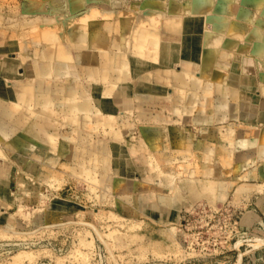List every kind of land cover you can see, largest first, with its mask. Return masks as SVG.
Returning <instances> with one entry per match:
<instances>
[{"label": "bare ground", "instance_id": "obj_1", "mask_svg": "<svg viewBox=\"0 0 264 264\" xmlns=\"http://www.w3.org/2000/svg\"><path fill=\"white\" fill-rule=\"evenodd\" d=\"M63 1V3H59L60 0L48 1L50 12L45 13L46 9H43L35 18L25 22L21 20L23 23L19 21L11 24L16 29L22 25L28 29L38 28L36 31L40 43L32 50L29 47L32 43L31 38L29 43L22 41L14 63L11 65L1 63L8 69L18 65L24 67L26 71L25 75L15 74L13 80L0 77V143L11 152L18 153L19 163L24 167L33 170L34 164L28 159L32 156L42 165L53 166V170L48 173L43 172V167L39 169V174L45 179H62L64 169L77 170L74 167L55 164V160L47 154L53 151L69 157L70 161L78 164L86 178L91 176V173H94L93 168L98 167V165L93 166V163L100 154L110 155L111 145L109 142L104 143L95 151L97 154H90L89 157H84L81 152L65 150L60 143L54 142L59 128L64 124L60 123L59 126V123H53L51 114L55 112L63 116L68 123L73 122L72 127L80 134L90 135L97 133V128L100 126L107 129L116 125L118 117H114L115 112L119 107L126 108L129 102L126 87L122 84L130 76L128 69L130 63L127 53L121 59L120 54L112 53L113 49H120L119 44L126 42L139 50L147 43L148 51L140 52L141 55L137 53L132 55L153 61L161 50L162 30L167 29L174 34H180L183 15L188 14L202 16L205 20V31L203 36L201 34L203 51L199 63L185 61L180 62L179 68L157 67L137 75L138 95H134L139 110L137 118L148 123L143 126V133L147 135L144 137L149 149L157 151L169 146L167 144L163 147L159 146L162 130L151 124L156 119L151 117V111L142 108V105L148 103H158L163 111L167 110L171 114L180 110L185 114L181 120L192 121L195 126L199 122L208 121L221 124L231 121L232 118H238V121L247 124L255 117L257 125L264 122V113L255 114L262 107L261 104L255 103L256 100L249 97V92L257 88L264 94V0H168L165 4L154 0H141V7H137L142 10L139 19L137 16L123 13L115 23L101 22V20L107 21L111 11L101 13V8L91 5L98 0ZM106 1L114 5L118 0ZM59 12L64 13L62 16L64 19L60 20ZM164 13L166 15H163ZM1 22H4L3 18L0 19V24ZM67 24L70 27L64 35L65 41L62 42L59 33L61 31L58 32L56 27L65 29ZM96 73H98L97 79ZM81 77H89L94 82L91 85H84L80 81ZM98 79L107 83L102 87L98 85ZM147 80L158 83L157 94L154 93L153 87L150 88V85L146 84ZM213 94L214 97L211 98ZM97 96L106 100L99 101ZM163 101L166 104H162ZM93 102L99 111L95 116L97 124H91L90 121L93 122L94 119H89V115L94 111L91 107ZM110 106H114L116 110L114 111ZM43 107H53V111L49 114L42 113L38 109ZM209 107H213L212 116L207 114ZM220 108L226 109L227 112L219 114ZM193 109L196 117L191 115ZM101 110L113 112V115L101 120L98 117ZM79 112L87 115L80 117ZM158 118L161 121L169 120L163 112L159 113ZM120 120L122 123L119 122V126L122 125L124 129L130 127L127 119ZM221 127L214 128V133L200 128L198 134L203 140L197 143L195 149L190 141H180L176 152L182 159H190L191 164L173 166L169 163V166L176 168L177 172L195 174L204 179L201 182L180 179L178 187L188 190L193 199L197 201L205 199L209 204L225 198L227 183L218 180L212 183L208 180L214 181L223 174L232 177L233 172L239 170L237 166H247L256 159L264 158L262 129L232 123L225 126L224 132L219 135ZM235 127L238 128L234 130ZM49 130L52 132L49 133ZM115 133L111 137L112 143H124V133L122 131ZM62 140L71 147L73 141L67 136L64 135ZM158 157H162L166 162L169 161L165 155ZM133 158L130 164L135 168H141L142 164L146 167V176L142 174L143 181H139L140 187L132 189L135 193L138 190L142 193L134 194L133 197H120L116 203L123 209L132 210L133 213L151 211L157 212L160 216L170 217L172 199L168 200L163 194L167 190L159 189L157 192L149 185L153 179L149 173L154 169L149 158L144 160L136 156ZM26 159H28L26 164H23ZM130 164L127 163V166H131ZM118 169L113 168L119 176L118 179H114L117 190L133 186L134 180L123 176L122 172L120 174L121 169ZM82 172L80 169L77 173L81 175ZM258 176L263 175L258 173ZM170 179V176H165L164 181ZM247 179L246 175L241 177V180ZM243 185L244 190L238 195L250 194L254 189H263L261 186L264 185V180L258 185L245 182ZM20 187L23 194L18 201L27 200L29 187L22 184ZM128 202L132 207L127 206ZM9 224L14 226L13 222ZM33 253L31 250L17 251L11 256L8 264H24L25 261L32 264L30 260L34 256Z\"/></svg>", "mask_w": 264, "mask_h": 264}, {"label": "rangeland", "instance_id": "obj_2", "mask_svg": "<svg viewBox=\"0 0 264 264\" xmlns=\"http://www.w3.org/2000/svg\"><path fill=\"white\" fill-rule=\"evenodd\" d=\"M23 1L45 2L47 6L45 13H47L50 12L48 1L55 0H0V7L15 5L16 8ZM63 2L60 0L59 3ZM58 14L60 20L64 19L63 12ZM69 27V24L65 29L56 27L58 32L61 31L59 33L62 42L65 41L64 35ZM36 30L28 29L24 35L25 42L29 43L31 38L32 43L29 47L32 50L40 43ZM13 37L21 38L16 35ZM119 48H114L112 53L120 54L121 59L126 53L141 55L140 52L149 50L147 43L139 50L126 42L120 43ZM95 75L97 79L98 73ZM85 78L88 79L89 85L93 84L94 80ZM151 81L147 80L146 84L149 85ZM106 83L98 79V85L103 87ZM135 85H138V81ZM126 94L129 102L126 108L119 107L115 112L114 117H118L116 125L107 129L100 126L97 128V133L90 135L78 133L72 127L73 122L68 123L63 116L55 112L51 114L53 123H59V126L60 123L64 124L59 128L54 142L60 143L65 150L81 152L84 157H89L90 154H97L95 151L104 143L109 142L111 145L113 153L103 156L100 154L93 163V166L98 165V167L93 168L94 173L87 178L82 172L83 169L70 161L69 157L51 151L47 154L55 160V164L74 167L78 171L64 169L62 179H45L39 174V169L43 167V172L48 173L53 170L52 165H42L36 160L37 158L31 156L28 158L34 164L31 171L19 163L18 153L11 152L0 143V264H8L11 256L20 250L34 252L30 260L32 264H264V185L261 186L263 189H254L250 194L238 195L244 190V182L251 185L262 184L264 158L256 159L247 166H237L239 170L236 169L232 177L223 174L214 181L208 180L212 183L217 180L227 183L226 195L222 200H217L214 204H209L205 199L197 201L190 196L188 190L179 189L178 183L180 179L200 182L204 179L195 174L177 172V169L170 167L169 163L173 166L191 164L190 159H182L176 152L177 147L181 140H187L195 149L201 140L191 133L180 135L175 147L171 148L167 128V124L172 123L178 127L185 125L192 129L195 123L186 120L185 122L188 123L185 124L181 120L185 114L180 110L171 114L167 110L163 111L158 103L142 105V108L151 111V117H156L151 124L162 130L159 146L163 147L165 144L169 146L151 151L146 144L147 135L143 133V126L148 123L137 118L139 110L134 98V95H138L137 89L133 95H130L126 89ZM213 97L214 94L211 95V98ZM249 97L262 106L255 114H263L264 94L257 88L249 92ZM100 98L101 96L98 97L99 101ZM87 100L89 101V97ZM161 103L166 104L164 101ZM91 107L94 111L89 115V119L94 120L90 123L97 124L95 116L99 111L94 102ZM110 107L116 110L114 106ZM52 108L37 109L49 114L53 111ZM219 110V114L227 112L224 108ZM213 111V107H209L207 114L212 116ZM158 112H163L169 120L161 121ZM195 113L193 109L192 117H196ZM78 114L80 117L87 115L82 112ZM53 115L56 118H53ZM111 115L113 112L101 110L98 117L103 120ZM120 119H127L130 127L124 129L122 125L119 126L122 123ZM232 119L234 121H225L221 124L211 122L206 126L210 129L222 126L219 135L224 132L225 126L232 123L238 126L250 125L264 131V122L257 125L256 117L249 124L238 121V118ZM237 128L235 127L234 130ZM117 131L124 133L123 140L127 144L112 143L111 137ZM51 132L49 130V133ZM64 135L73 141L71 147L62 140ZM82 138L83 143H81ZM159 155L167 156L169 161L166 162L162 157H158ZM135 156L142 160L149 158L154 167L149 173L153 177L149 185L157 192L159 189L167 190L163 194L168 200L172 199L170 217L160 216L157 212L151 211L133 213L132 210L123 209L116 203L120 197H133L134 194L142 193L141 190L136 193L132 191L133 188L140 187L139 181H143L142 174H146L144 164L141 168H135L130 164ZM28 159L24 160L23 164H26ZM109 162L112 164L110 165ZM127 163L131 166L128 167ZM113 168L121 169L120 174L122 172L123 176L134 180L135 184L117 190L114 179H118L119 176ZM80 169L83 174L78 175ZM258 173L263 176H258ZM245 175L248 179L241 180ZM165 176H170L171 179L164 181ZM20 184L29 187L27 200L18 201L23 194ZM127 206L131 204L128 202ZM8 222H13L14 226ZM24 264L30 263L25 261Z\"/></svg>", "mask_w": 264, "mask_h": 264}, {"label": "crops", "instance_id": "obj_3", "mask_svg": "<svg viewBox=\"0 0 264 264\" xmlns=\"http://www.w3.org/2000/svg\"><path fill=\"white\" fill-rule=\"evenodd\" d=\"M102 1H99V0L94 1L91 4L93 6L96 5L99 9L101 8L100 10L101 13H105L106 11H111V16H112L110 17L111 19L109 18L107 19V21L101 20V22H109V23L114 22L115 23L121 17L123 13L130 15V16L132 15L137 16L138 19L139 17L142 16V10L137 9V7L139 8L141 7V3H142L141 0H122V1L118 0V1H115L116 3L114 5L110 1H106V0L105 1L102 0ZM154 1L161 2V4H165L168 2V0H154ZM98 3L100 4V6L98 5ZM46 7L47 6L45 5V2L41 3V2H31V1L20 2L19 6L16 8H15V5H4V7H0V17H2L4 21V22H1L2 24H0V77H5L7 79L13 80L14 76L16 77V75H19V74L25 75L26 73L25 68L22 66L17 65V66L10 67L8 69V68H5V66L1 64L2 62L7 65H11V63H14V61L17 59V51L20 49L21 41L26 40V37H24V35L26 31H28V29L24 25L16 29V28H13L11 24L15 22H19V21L20 23H23L32 18H35L36 16L40 15V10L46 9ZM30 11L33 13H31ZM41 15H44V14H41ZM163 15H166V13H164ZM182 22H183L182 31L180 34L179 33L174 34L168 31L167 29L162 30L161 32L162 34L161 35L162 36L161 37V40H162L161 50L162 51L160 50V53L157 55L155 60L152 61V60H147V59H140L139 57L135 55L128 54L127 57L130 63L129 65L130 76L126 81H123V84L122 83H119V84L120 85L122 84L123 86H125L126 89L128 90V93H130V95H133L137 89L135 84L138 78L137 75L140 73H145L148 70L157 69V67H159L160 69L178 68L180 62H185V61L190 62V63H199L200 58L202 56V51H203L201 34L203 36V32L205 31V20L203 19L202 16H193V15L188 14L186 16L183 15ZM131 23L133 24L134 22L132 21ZM15 35L21 38L15 39L13 37ZM80 81L84 85H89V81L85 77H81ZM149 85H150V88L153 87L155 89L154 93L157 94L158 93L157 91L158 83L153 80L149 83ZM164 87H166L167 90L169 89L167 86H164ZM100 100L104 101L106 99L104 97H101ZM52 117L56 118L54 115ZM173 120L174 119L172 118L171 121L173 122ZM231 121H234V120L231 119ZM211 122L213 123V121H208L207 123L199 122L198 125L196 126L193 125L195 127L192 129L185 127V125L182 127H178L176 125H173L172 123L171 124L168 123L167 128L170 134L171 148L175 147V144L180 138V135H187L191 133L195 135L198 140H203V138H201L197 134L198 132L197 129L201 128L204 131L209 130L210 132L214 133L215 131L213 128L210 129L209 127L206 126L207 124ZM184 123L187 124L188 121ZM83 138L81 139V143H83ZM86 139L89 140V138H86ZM112 153H113V150H112Z\"/></svg>", "mask_w": 264, "mask_h": 264}]
</instances>
